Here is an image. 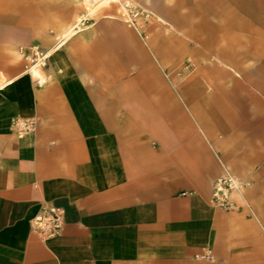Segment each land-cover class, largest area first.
<instances>
[{"label": "crops", "instance_id": "crops-1", "mask_svg": "<svg viewBox=\"0 0 264 264\" xmlns=\"http://www.w3.org/2000/svg\"><path fill=\"white\" fill-rule=\"evenodd\" d=\"M198 2L264 24V0ZM73 29L46 40L43 72L0 58V264H264V43L214 46L197 27L204 50L261 57L257 79L207 69L205 95L202 73L176 89L164 78L154 29L149 42L118 19ZM225 175L242 183L229 212L209 203ZM45 206L65 224L43 241L31 221Z\"/></svg>", "mask_w": 264, "mask_h": 264}, {"label": "rangeland", "instance_id": "rangeland-1", "mask_svg": "<svg viewBox=\"0 0 264 264\" xmlns=\"http://www.w3.org/2000/svg\"><path fill=\"white\" fill-rule=\"evenodd\" d=\"M126 1L152 14L151 20H141L138 23L137 33L149 42L153 37L151 29L157 31L154 36L158 37L159 45L154 51V58L161 65L164 78L170 80L175 89L178 83L193 80L202 73L206 75L202 78V94L213 93L217 84L209 81V68L216 75L222 71L238 81H241L244 73L250 74L251 79H257L258 58H261L257 55L258 51H253L249 57L237 54V51L236 54L226 56L216 55L215 50L202 48L201 44L206 36L195 30L197 27L209 26L213 32L208 41L211 40L214 46L221 45L232 37L243 43L263 44L264 24H259L256 18H250L244 10L235 9V19L232 21L230 17L205 16L202 12L210 6L200 4L198 0H160L153 8H146L135 0ZM0 3L6 5L5 10L0 13V58H22V48L37 47L47 50L43 46L46 40L51 39L54 46L64 33L72 29L85 10L83 0H0ZM92 14V25L103 18L116 19L117 7L102 4ZM159 18L171 24L175 31H170ZM165 34L168 45L163 51L161 36ZM163 74L161 73L162 76Z\"/></svg>", "mask_w": 264, "mask_h": 264}, {"label": "built area", "instance_id": "built-area-1", "mask_svg": "<svg viewBox=\"0 0 264 264\" xmlns=\"http://www.w3.org/2000/svg\"><path fill=\"white\" fill-rule=\"evenodd\" d=\"M85 10L79 15L75 25L76 31H83L93 23V10L102 4L115 5L119 21L128 27L138 31V23L141 20L149 21L152 14L135 4H129L126 0H83ZM26 63L25 71L29 72L30 67L36 66L39 70L45 69L48 65L47 50L37 47L20 49ZM20 133H25L32 128L33 123L27 120H17L15 123ZM242 188V183L232 175H225L216 179L211 188L210 205L214 209L223 211H234L236 204L232 201V195ZM65 224V211L55 206H45L32 219V231L43 241L56 238L61 235Z\"/></svg>", "mask_w": 264, "mask_h": 264}, {"label": "bare ground", "instance_id": "bare-ground-1", "mask_svg": "<svg viewBox=\"0 0 264 264\" xmlns=\"http://www.w3.org/2000/svg\"><path fill=\"white\" fill-rule=\"evenodd\" d=\"M76 30L75 29H73L70 33H74ZM38 70V68L36 67V66H31L30 67V70H29V74H32V75H34V74H36V71Z\"/></svg>", "mask_w": 264, "mask_h": 264}]
</instances>
